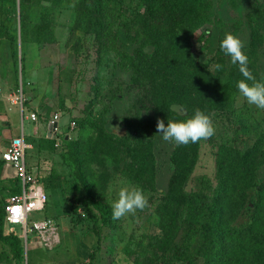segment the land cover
Returning a JSON list of instances; mask_svg holds the SVG:
<instances>
[{
  "label": "trees",
  "instance_id": "16d2710c",
  "mask_svg": "<svg viewBox=\"0 0 264 264\" xmlns=\"http://www.w3.org/2000/svg\"><path fill=\"white\" fill-rule=\"evenodd\" d=\"M45 1L48 4H43ZM111 1L0 0V43L8 45L9 58L17 74L16 85L20 64L23 93L28 89L23 47L25 43L44 45L52 39L47 15L63 5L72 4L75 8L76 28L85 21L82 29L96 28L113 46L123 38H120L122 27L123 40L128 37L131 41L124 49L116 48V64L128 74L127 93L122 96L131 100L135 109L126 110L123 115L124 134L105 132L104 120L96 119L91 112L80 121L70 120L74 127L86 124L87 137L79 135L72 139L65 132L57 144L62 149L61 159L69 169L72 187L82 194L83 184L89 197L82 202L87 218L94 227L98 225L99 215L91 207L97 202L92 200L93 192L103 189L106 178L113 174L111 168L121 170L129 181L155 192L149 195L148 203L160 232L149 235L142 231L140 241L142 244L148 239L150 246L167 253L163 264H264V129L253 127L237 111L236 83L244 77L219 46L225 33L232 34L235 27L226 30V19L219 8L224 2L236 7L237 0H139L140 4L130 11L131 16L121 9L124 1L118 0V11L110 6ZM76 2L80 5L78 9L74 7ZM251 2L247 17L253 43L245 50L249 58L247 67L258 80H264L255 58L257 41L264 37V2ZM34 6L41 8L39 15ZM106 12L118 20L115 31ZM86 13L91 15L87 17ZM206 23L219 28V38L214 54L203 62L192 54L190 45L196 31ZM132 30L133 36H129ZM102 47L110 48L104 43ZM1 57L0 54V60ZM95 103L97 96L91 101ZM196 109L210 115L213 125L218 121L227 122L220 127L214 125V175L192 178L203 140L186 145L165 141L169 145L165 158L169 175L163 190H159L161 160L156 150L157 119L165 123L187 119ZM141 110L146 112L141 114ZM88 162L95 167L88 168ZM16 181L18 186L10 195L20 192V181L18 178ZM190 181L193 185L188 187ZM1 201L0 241L11 250V255L3 261L22 264L21 239L12 232L4 233L5 212ZM96 207L102 211V204L97 203ZM136 256L148 255L142 251ZM90 258L94 259V253Z\"/></svg>",
  "mask_w": 264,
  "mask_h": 264
},
{
  "label": "rangeland",
  "instance_id": "374dc122",
  "mask_svg": "<svg viewBox=\"0 0 264 264\" xmlns=\"http://www.w3.org/2000/svg\"><path fill=\"white\" fill-rule=\"evenodd\" d=\"M122 1L124 4L121 9L127 10L125 13L128 16H131L130 11L140 4L139 0ZM261 1L264 2V0ZM251 3V0H239L242 7L239 8L238 0L236 7L224 2L219 8L222 9V16L226 19V30L235 25L234 31L229 32L245 42L244 51L248 50L249 45L251 46L253 43L247 17ZM43 4H48V1ZM76 4L74 7L78 9L80 5L77 2ZM71 6L72 4L63 5L60 9L48 12L50 30L53 33L52 39L44 45L35 44L36 48L28 50L25 54L24 76L28 80V93L22 92V81L19 77L20 64L18 84L12 87V92L15 93L19 102L20 100L26 102L24 116L29 114L27 105L31 100H34V104H39L35 107L36 115L39 112L41 116L47 118L34 122L24 117L21 125L20 116L17 115V112L15 116V111L10 110L6 113L9 114L11 123L5 127L11 134H24L25 142L30 145L25 149L27 168L34 170L33 174L36 175L48 195L47 203L43 209L29 213V226L34 221L52 219L57 227V242L51 246L45 244L42 236L36 231L28 232L25 240L23 226L19 224L4 223V233L12 232L21 239L23 261L26 260L27 264H163L167 253L150 246L151 242L148 239L143 240L142 244L140 241L142 231L149 235L160 232L151 216V204L148 203L149 195L153 191L142 189L147 198V205L144 209L127 214L120 219H113L111 202L116 199L120 182L129 180L121 170L111 168L110 171L113 174L106 178L103 189L100 188L93 192L96 198L93 196L92 200L97 201L96 204H102V211L96 207L95 203L91 204L93 211L99 215L98 225L94 227L87 218L82 204L84 198H89L84 192V186L83 184L80 186L82 194L77 193L72 187V180L68 176L69 169L59 154L62 149L57 144L65 132L72 139L78 138L79 135L87 137L88 126L86 124L83 127L75 125L73 129L67 130V126L72 122L70 120L76 118L80 121V118L93 112L96 119L100 117V120H104V128L107 130L105 132L119 136L124 134L122 119L125 111H135L132 101L125 100L122 96V93H127L128 74L120 68V65L116 64L118 60L116 48L124 49V45H128L131 41H128V37L123 40L124 30L122 27H120V38H123L113 46L110 42L105 41L102 34H98L96 28L82 29L85 21L80 22L79 28H76V10ZM110 6L118 11V0H112ZM40 10L39 6H34L37 15ZM106 14L108 19L113 21L111 29L115 31L118 24L117 18L109 12ZM86 15L88 17L91 13H86ZM87 17L84 20L88 21ZM218 29L214 24L206 23L196 31L192 38L191 52L200 61L206 62L214 54L219 38ZM129 36H133V30L129 31ZM102 43L110 48L106 50L101 48ZM257 43L255 58L258 71L264 74V37ZM0 83L3 85L4 92L8 93V85L2 80ZM95 96H97V103L91 104ZM6 106H8L7 101ZM235 107L250 123H253L251 124L253 127L264 129V109L247 103L239 91L235 97ZM140 112L144 114L146 111L141 110ZM54 114L60 115L58 127L62 132L52 133L48 137V121ZM225 123H227L225 120L218 121V124L214 125L220 127ZM156 139L158 159L161 160L158 168L157 187L159 190H163L169 175L165 159L168 155L167 147L169 148V145L162 140L157 131ZM5 140V136L0 130L2 146L6 144ZM214 142V136L201 142L192 178L200 175L213 177L215 171ZM90 166L95 167V164L88 162L87 167ZM50 173L54 175L48 176ZM132 184L136 185L133 182ZM13 185L18 186V183L13 182ZM192 185L193 182L190 181L188 187ZM19 186L21 187L20 184ZM1 194L5 193L0 190V196ZM95 230L98 231V234ZM146 246L147 248H145ZM142 251L148 256H136ZM91 253H94L93 260L90 258ZM10 255V246L0 241V261Z\"/></svg>",
  "mask_w": 264,
  "mask_h": 264
},
{
  "label": "clouds",
  "instance_id": "9594fccd",
  "mask_svg": "<svg viewBox=\"0 0 264 264\" xmlns=\"http://www.w3.org/2000/svg\"><path fill=\"white\" fill-rule=\"evenodd\" d=\"M220 49L229 57L231 64L238 67L244 79L238 80L236 87L242 97L251 105L264 109V80H258L247 65L249 58L244 51L245 42L238 36L225 33L220 41ZM220 68V65H217ZM157 132L163 141L172 142L175 145H186L206 140L215 134V127L210 115L194 110L187 119L164 120L157 119ZM147 205V198L139 186L131 181H121L117 189L116 199L111 202L113 219H120L127 214L142 210Z\"/></svg>",
  "mask_w": 264,
  "mask_h": 264
},
{
  "label": "built area",
  "instance_id": "2783aa9c",
  "mask_svg": "<svg viewBox=\"0 0 264 264\" xmlns=\"http://www.w3.org/2000/svg\"><path fill=\"white\" fill-rule=\"evenodd\" d=\"M2 89L0 87V94ZM21 103V100H20ZM27 117L32 121L37 119L35 112H30ZM59 115L54 114L51 122H56ZM74 122H70L69 128L73 129ZM59 131L58 125L52 133ZM29 145L25 142L24 134H20L10 140L8 145L1 152V158L8 163L15 172V177L20 181V192L10 195L4 204L6 222L9 224H19L23 226L24 237L26 240L27 233L30 231L38 232L45 244L51 246L57 242V227L52 219H45L32 222L29 226L28 215L32 211L41 210L47 203V194L41 184L37 181L36 176L31 170H28L25 162V149ZM0 264H14L12 262L0 261ZM22 264H27L26 260Z\"/></svg>",
  "mask_w": 264,
  "mask_h": 264
},
{
  "label": "crops",
  "instance_id": "0c3cea01",
  "mask_svg": "<svg viewBox=\"0 0 264 264\" xmlns=\"http://www.w3.org/2000/svg\"><path fill=\"white\" fill-rule=\"evenodd\" d=\"M36 48L35 44H31V43H25L23 49L25 50V54L27 53L28 50ZM0 51H1V63H0V80H2L5 84L8 85V93L4 92V88L3 85L0 83V87L2 89V92L0 94V130L2 131V133L4 134L5 138H6V144L4 146H2L0 144V190L2 191V193L5 194H1L0 196V200L2 199V204H5V200L10 196L11 190L15 187L13 185V182H16V177H15V172L14 169L8 164L5 163L2 158H1V152L3 151V149H5V147L8 145V143L10 142V140L18 135L15 134H11L10 132H8V130L5 129V127L11 123V119L9 114H7V111H15V116H16V112L17 115L20 116L21 122L20 124L22 125V120L25 117L28 120H31L27 117V115L24 116V104L21 101V103L19 102L17 96L15 95V93L12 92V87L15 85L16 82V72H15V68H13L12 62L9 58V49H8V45L6 42L0 43ZM4 61H3V60ZM3 62V63H2ZM20 74V79H21V73ZM29 87L27 89V93H28ZM28 99H30V97L27 96ZM6 101L8 106H6ZM39 104L36 103L34 104V100H31L29 102V104L27 105L28 107V113L30 112H36V108ZM53 117V116H52ZM51 117V118H52ZM47 118V117H46ZM45 117L41 116V114L39 112H37V119L34 122H37L39 119H46ZM51 118H49L48 122H51ZM60 118V115L58 117V120ZM58 120H57V125H58ZM32 121V120H31ZM48 132V129H47ZM58 132H62V131H58ZM23 134V133H21ZM20 135V134H19ZM48 136V135H47ZM49 137V136H48ZM29 145V144H28ZM30 146V145H29ZM48 197V195H47ZM5 215V214H4ZM5 221L4 223L6 224V219L4 218ZM4 230V228H3Z\"/></svg>",
  "mask_w": 264,
  "mask_h": 264
},
{
  "label": "water",
  "instance_id": "95a60500",
  "mask_svg": "<svg viewBox=\"0 0 264 264\" xmlns=\"http://www.w3.org/2000/svg\"><path fill=\"white\" fill-rule=\"evenodd\" d=\"M56 126H57V123L56 122H48V125H47V129H48L47 135L48 136H50L52 134V132L54 131V128Z\"/></svg>",
  "mask_w": 264,
  "mask_h": 264
}]
</instances>
